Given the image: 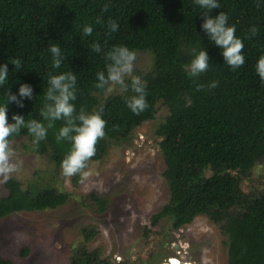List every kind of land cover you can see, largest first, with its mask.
Instances as JSON below:
<instances>
[{
    "label": "trees",
    "instance_id": "16d2710c",
    "mask_svg": "<svg viewBox=\"0 0 264 264\" xmlns=\"http://www.w3.org/2000/svg\"><path fill=\"white\" fill-rule=\"evenodd\" d=\"M219 4L213 14L225 12L244 45L245 62L235 69L201 32L202 10L193 0H0V62L21 60L19 71L9 64L14 72L9 76L10 89L16 92L15 76L34 91L23 108L9 104V118L19 112L47 128L38 143L26 130L9 142L25 135L32 151L55 169L61 165L71 146L70 141L56 138L64 121L48 128L40 114L50 72L73 71L76 112H98L105 121V134L97 138L86 165L104 154L111 140H122L142 122L154 119L163 105L168 113L155 134L160 138L169 198L151 215V223L166 218L170 229H177L205 214L227 236L226 264H264V185L258 192H244L233 174L245 175L264 159V81L255 71L257 58L264 54V0H219ZM109 20L117 23L116 31L108 29ZM86 24L92 26L91 35L83 33ZM53 43L63 56L58 69L51 66L48 49ZM93 43L100 51L93 49ZM115 45L152 55L150 68L137 71L146 101L139 113L126 104V98L134 95L130 88L104 95L107 85L95 86L96 73L105 70V53ZM192 48H205L209 56L208 69L195 77L187 75ZM213 81L215 86L210 87ZM81 170L71 176L74 184ZM4 186L7 194L0 197V219L17 211L54 208L67 199L46 178H34L22 187L9 177ZM92 196L103 209L104 200ZM96 233L94 227L84 230V243L73 250L68 264H115L86 247ZM10 263L0 256V264Z\"/></svg>",
    "mask_w": 264,
    "mask_h": 264
},
{
    "label": "rangeland",
    "instance_id": "374dc122",
    "mask_svg": "<svg viewBox=\"0 0 264 264\" xmlns=\"http://www.w3.org/2000/svg\"><path fill=\"white\" fill-rule=\"evenodd\" d=\"M151 64L149 51H136L132 75ZM120 90L114 85L104 95ZM167 113L159 105L154 119L142 122L122 140H111L105 153L81 170L75 184L61 165L55 169L32 151L27 136L12 139L11 161L17 167L9 177L22 187L34 178H46L67 199L54 208L22 210L1 218L0 256L9 258L10 264H68L73 250L84 243V230L94 227L97 233L86 247L98 250L111 263L161 264L171 257L170 264H226L227 236L207 215L198 214L177 229H170L166 218L151 223V215L169 198L160 138L155 134ZM233 174L244 192H258L264 185V159L245 175ZM6 194L0 177V197ZM92 195L104 200L103 209ZM23 248L28 249L25 254Z\"/></svg>",
    "mask_w": 264,
    "mask_h": 264
},
{
    "label": "clouds",
    "instance_id": "9594fccd",
    "mask_svg": "<svg viewBox=\"0 0 264 264\" xmlns=\"http://www.w3.org/2000/svg\"><path fill=\"white\" fill-rule=\"evenodd\" d=\"M194 4L201 9L202 19L200 20V30L206 38L216 46L222 60L235 69L244 64L245 57L241 50L244 47L242 40L235 35V26L228 23L227 14L217 11L213 14V9H219V0H193ZM99 22V18L97 20ZM108 29L116 31L118 28L114 20L108 21ZM254 31V29H253ZM85 35L92 34V26L86 24L83 27ZM95 51H100L99 44L93 43ZM51 54V66L58 69L63 56L61 48L57 44L49 45ZM192 56L187 66V75L195 77L209 67V56L205 48H192ZM105 70L96 73V87L103 89L107 85V91L111 92L114 85H119L121 89L127 91L129 88L134 95L126 98V104L133 113H139L146 107L144 97V83L139 76L132 75L133 61L135 53L124 45H115L105 53ZM9 64L16 71L21 69V60L14 58L7 62H0V86L3 87V99H0V177L4 181L9 178V174L15 171L17 165L11 161L13 149L10 147L9 138L20 134L26 130L38 143L47 134L45 124L36 119L24 118V114L12 112L9 118L8 106L14 103L18 108L24 107V100H32L34 96L33 86L25 81H20L13 76V81L18 83L16 92L11 91L9 76L14 73L10 71ZM15 71V72H16ZM255 71L261 81H264V54H261L255 63ZM125 76H131L130 82H125ZM215 86V81L210 87ZM76 76L73 71L59 73H49L47 87L44 90L45 102L40 109V114L47 127H52L53 123L63 120V125L59 128L57 140L61 138L71 142L69 151L61 160V167L65 175L72 176L83 169L86 161L95 153V143L97 138L104 136V124L98 112H85L81 109L76 112L75 100ZM88 173H84L86 176ZM179 259V258H178ZM171 258L161 264H170ZM181 260L183 263L186 260Z\"/></svg>",
    "mask_w": 264,
    "mask_h": 264
},
{
    "label": "bare ground",
    "instance_id": "6f19581e",
    "mask_svg": "<svg viewBox=\"0 0 264 264\" xmlns=\"http://www.w3.org/2000/svg\"><path fill=\"white\" fill-rule=\"evenodd\" d=\"M171 258V257H170ZM166 264V263H165ZM188 264H191V263H188Z\"/></svg>",
    "mask_w": 264,
    "mask_h": 264
}]
</instances>
